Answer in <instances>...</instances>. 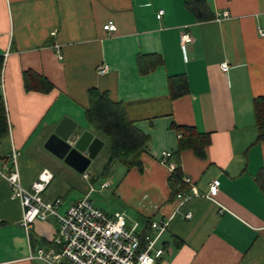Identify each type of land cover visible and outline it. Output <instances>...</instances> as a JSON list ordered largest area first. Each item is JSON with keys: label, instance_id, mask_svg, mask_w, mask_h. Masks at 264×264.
<instances>
[{"label": "crops", "instance_id": "0c3cea01", "mask_svg": "<svg viewBox=\"0 0 264 264\" xmlns=\"http://www.w3.org/2000/svg\"><path fill=\"white\" fill-rule=\"evenodd\" d=\"M109 20L114 32L103 28ZM183 30L192 42L182 48ZM260 31L264 0H0V95L8 124L0 171L12 168L14 149L23 187L42 170L52 172L41 196L60 198L61 212L88 194L95 206L123 213L141 232L150 220L169 218L156 264H264V139H258L254 110V99L264 96ZM104 64L108 70L99 73ZM26 70L53 89L25 90ZM180 75L184 92L172 97L170 78ZM91 88L120 102L148 137L141 170L119 161L106 170L107 140L85 120ZM66 115L104 142L81 178L43 146ZM174 125L208 134L203 155L191 148L174 155ZM167 151L190 179L192 196L180 206L171 197L169 167L160 161ZM91 167L98 174L91 176ZM215 179L218 190L210 195ZM22 215L0 174V264H43L30 253L52 245L55 218L37 221L27 235Z\"/></svg>", "mask_w": 264, "mask_h": 264}, {"label": "built area", "instance_id": "2783aa9c", "mask_svg": "<svg viewBox=\"0 0 264 264\" xmlns=\"http://www.w3.org/2000/svg\"><path fill=\"white\" fill-rule=\"evenodd\" d=\"M163 10H159V18ZM224 16L227 12L223 13ZM103 28L114 32L116 25L109 20ZM261 35L264 32L260 31ZM192 42L191 34L183 30L180 34V44L183 48ZM223 71L227 70V63L220 64ZM107 65H101L99 73H105ZM18 152L11 151L10 159L12 168L2 170V174L11 190L12 198L19 199L23 215L21 225L28 235L37 221H45L49 216L56 220V232L50 247H36L30 253L31 258L40 259L43 264H156L164 253L160 244L163 232L167 229L169 218L150 220L148 230H138L136 222L129 224L121 212L108 214L95 206L88 194L82 196L69 205L64 212L60 211L62 200L56 198L45 201L41 193L52 179V172L47 169L41 171L38 178L29 189L22 186L20 175L16 166ZM171 152H163L161 162L167 164L170 174L176 170V165L169 161ZM182 182L190 183L187 176H182ZM102 182L101 187L108 186ZM219 180L215 179L209 186V194L215 195L218 190ZM93 190V187L90 189ZM192 193L181 189L175 195L180 206L189 199ZM185 218L191 217V212L184 214ZM150 230V231H149Z\"/></svg>", "mask_w": 264, "mask_h": 264}, {"label": "trees", "instance_id": "16d2710c", "mask_svg": "<svg viewBox=\"0 0 264 264\" xmlns=\"http://www.w3.org/2000/svg\"><path fill=\"white\" fill-rule=\"evenodd\" d=\"M25 90L38 92H49L53 89L52 83L44 76L33 71L26 70L22 74ZM180 80V83H176ZM183 76L170 78V90L172 97L184 92ZM88 107L85 109V120L87 125L107 140L108 158L106 170L119 161L127 167L142 168L140 156L146 151L148 137L139 131L134 123L130 121L123 105L109 99L106 92H99L95 88L88 90ZM254 110L257 126L259 129L258 139H264V96L254 99ZM178 133V146L174 155L177 157L180 151L191 148L198 155H203L204 147L209 142L206 133L199 132L193 126L174 125ZM8 136V124L3 97L0 95V140ZM173 154H171L172 156ZM170 156V158H171ZM182 172L179 167L168 177L171 189V197L187 185L182 182Z\"/></svg>", "mask_w": 264, "mask_h": 264}, {"label": "water", "instance_id": "95a60500", "mask_svg": "<svg viewBox=\"0 0 264 264\" xmlns=\"http://www.w3.org/2000/svg\"><path fill=\"white\" fill-rule=\"evenodd\" d=\"M104 142L90 130L63 116L44 142V148L78 173H84Z\"/></svg>", "mask_w": 264, "mask_h": 264}, {"label": "rangeland", "instance_id": "374dc122", "mask_svg": "<svg viewBox=\"0 0 264 264\" xmlns=\"http://www.w3.org/2000/svg\"><path fill=\"white\" fill-rule=\"evenodd\" d=\"M106 149H107V146L106 145H104V147L102 148V151L99 153V155H98V159H97V161H98V163H102L103 162V160H104V158H105V155H106ZM93 167H91V169L90 170H88V172L90 173V175L92 176V174H91V172H93V174L94 173H97L98 174V171L95 169H92ZM77 176H79L80 178H81V174H79L78 173V175Z\"/></svg>", "mask_w": 264, "mask_h": 264}]
</instances>
